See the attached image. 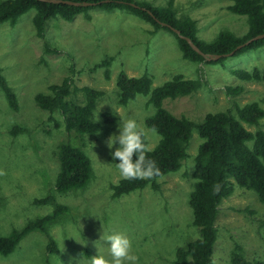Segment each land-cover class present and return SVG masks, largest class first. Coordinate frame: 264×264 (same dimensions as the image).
Masks as SVG:
<instances>
[{
    "label": "rangeland",
    "instance_id": "rangeland-1",
    "mask_svg": "<svg viewBox=\"0 0 264 264\" xmlns=\"http://www.w3.org/2000/svg\"><path fill=\"white\" fill-rule=\"evenodd\" d=\"M137 1L165 6L168 0ZM230 4V0H174L178 16L195 20L197 37L204 42L212 41L221 31L237 37L246 33L247 18L227 11ZM34 14V10L26 12L13 27L7 22L0 24V70L18 100V111L14 112L0 91V235L6 236L29 220L50 214L53 205L32 204L49 194L69 212L48 228L56 254H49L47 239L33 232L12 254L0 256V264H88L96 253L93 242L101 234L114 232L131 239V251L137 258L134 264H172L176 249L198 238L188 198L195 183L194 157L202 140L195 131L192 133L188 157L177 172L158 179V192L145 187L113 199L111 185L121 178L106 141L116 133L119 117L137 120L145 130L148 150H153L159 141V136L152 135L145 126V119L154 112L146 104L147 97L137 96L126 107L118 105L117 75L120 71L134 78L147 74L152 89L177 74L185 79H200L202 86L195 94L164 103L173 116L200 123L206 114L231 109L233 104L241 107L256 102L264 110V83L242 82L230 74L233 69L254 68L264 73V47L230 56L219 64L192 63L182 59L176 39L168 31L150 35L152 26L126 11L91 9L89 20L82 14L71 22L49 19L45 40L58 52L45 54L43 41L36 37L32 25ZM108 56L113 61L106 80L104 69L96 66ZM70 67L77 87L103 92L94 112L99 127L95 135L78 136L67 133L62 126L55 128L49 118L60 123L59 116H51L34 103V96L46 93L49 85L59 84L68 76ZM224 86H241L243 93L228 98ZM103 113L111 114L113 122L104 123ZM15 126L27 132L13 137L10 131ZM243 126L252 133L264 131V120L259 126ZM61 142L79 147L90 159L93 174L83 190L66 194L53 190L58 172L56 151ZM215 226L212 264H230L235 244L248 260L264 262V205L252 191L234 184L233 194L218 207ZM83 239V245L77 243ZM98 250L107 254L106 249Z\"/></svg>",
    "mask_w": 264,
    "mask_h": 264
},
{
    "label": "trees",
    "instance_id": "trees-1",
    "mask_svg": "<svg viewBox=\"0 0 264 264\" xmlns=\"http://www.w3.org/2000/svg\"><path fill=\"white\" fill-rule=\"evenodd\" d=\"M79 3H94L92 7H74L63 4H49L38 0H0V24L7 22L13 27L17 20L30 10L35 14L32 25L35 35L43 41L45 54H54L58 50L45 40L46 23L51 18H60L71 22L77 15L82 14L87 20L89 10L126 11L136 18L150 24L155 35L160 30L171 33L177 42L183 60L201 64L222 63L225 58L217 61H206L194 52L190 46L172 32L161 26L166 24L180 31L181 35L190 40L202 51L209 55H222L233 51L237 46L250 38L264 34V0H230L227 6L230 13L247 18V31L237 37L228 31H221L215 39L209 42L197 37V22L186 16H178L174 7V0H168L165 6H154L151 3L137 0H68ZM264 47V39L257 40L250 45L237 50L233 57H237L249 50ZM113 58L108 56L96 67L104 69V78L109 79ZM230 74L242 82L264 83V73L254 68L251 71L240 69L230 70ZM73 69L59 84L49 85L46 93L34 96L35 105L51 116L57 114L59 121L49 118L55 128L62 126L67 133L78 136L95 135L99 129L94 121V112L98 100L103 92L84 86L77 87L73 80ZM117 103L126 107L137 96L147 97V106L154 110L145 119L148 129L154 128L159 134V141L153 150H147V158L155 161L159 175L151 180L120 179L111 185V197L118 199L130 193L141 191L149 187L154 192L159 191L158 179L169 173L177 172L182 162L188 157L187 149L195 131L202 142L197 147L194 157L193 178L195 183L189 194L188 205L192 211V225L198 231V238L175 251L172 264H212V254L217 240L215 222L218 207L222 200L230 197L234 191V184L241 189L252 191L260 204L264 205V131L252 133L245 129L248 126H259L264 120V110L256 102L238 106L218 113L206 114L200 123L186 117H175L164 108L165 101L189 97L202 86L200 79H185L177 74L162 85L152 89L151 78L144 74L141 77H129L123 71L117 75ZM0 91L8 107L18 111V100L12 88L8 85L0 70ZM224 93L228 98L239 97L243 93L241 86H224ZM104 123L110 124L114 118L109 113H103ZM27 131L20 127H13L10 134L16 137ZM144 143L147 147L146 138ZM56 159L58 172L53 190L57 194H66L83 190L92 178V166L89 157L70 142H61L57 146ZM117 162V161H116ZM233 181V182H232ZM35 206L53 205L50 214L29 220L20 229H12L6 236L0 235V256L12 254L19 243L27 235L38 232L47 239L46 251L56 254L57 248L49 235L50 225L69 212L68 208L56 202L52 194L32 202ZM230 264H264L260 260H248L239 245L235 244L230 255Z\"/></svg>",
    "mask_w": 264,
    "mask_h": 264
},
{
    "label": "clouds",
    "instance_id": "clouds-1",
    "mask_svg": "<svg viewBox=\"0 0 264 264\" xmlns=\"http://www.w3.org/2000/svg\"><path fill=\"white\" fill-rule=\"evenodd\" d=\"M96 120L97 115L93 122ZM148 131L154 136L159 135L154 128ZM145 136V130L136 119L132 117L121 119L119 117L117 131L115 134L109 135L106 146L112 149L110 155L117 161L112 164H114L115 168L118 170L120 178L125 180H151L154 176L159 175V169L155 161L147 158L145 155L148 150L144 143ZM114 144L116 147L113 149ZM91 153L97 159L92 151ZM68 238L73 239L72 236ZM77 243L83 245L85 240L83 239L82 243ZM93 243L96 248V253L94 256H91L88 264H128V262H133L134 264L137 259L131 251V239L122 233L114 232L107 235L101 234L99 240ZM98 248L106 249L107 254L105 255L104 251H99Z\"/></svg>",
    "mask_w": 264,
    "mask_h": 264
},
{
    "label": "water",
    "instance_id": "water-1",
    "mask_svg": "<svg viewBox=\"0 0 264 264\" xmlns=\"http://www.w3.org/2000/svg\"><path fill=\"white\" fill-rule=\"evenodd\" d=\"M38 1L43 2V3L63 4V5H69V6H74V7H79V6L92 7V6L96 5L94 3H79V2H72V1H68V0H38ZM161 26L169 28L172 32H174L178 36V38L184 40L194 52H196L198 55L202 56L206 61H217L221 58H228L230 56H233L237 50H240V49L250 45L251 43H253L257 40L264 39V34L257 35L253 38H250L246 42L240 44L233 51H231L227 54L209 55V54L202 53V51L190 40V38L181 35L180 31H178L177 29L172 28V27H170L166 24H162V23H161Z\"/></svg>",
    "mask_w": 264,
    "mask_h": 264
}]
</instances>
